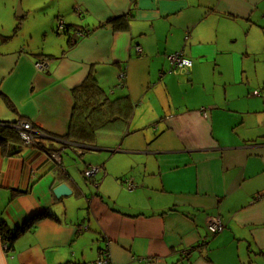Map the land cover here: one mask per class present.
I'll use <instances>...</instances> for the list:
<instances>
[{
    "label": "crops",
    "instance_id": "1",
    "mask_svg": "<svg viewBox=\"0 0 264 264\" xmlns=\"http://www.w3.org/2000/svg\"><path fill=\"white\" fill-rule=\"evenodd\" d=\"M59 1L0 11V264H264V0Z\"/></svg>",
    "mask_w": 264,
    "mask_h": 264
},
{
    "label": "built area",
    "instance_id": "2",
    "mask_svg": "<svg viewBox=\"0 0 264 264\" xmlns=\"http://www.w3.org/2000/svg\"><path fill=\"white\" fill-rule=\"evenodd\" d=\"M65 23L63 19H60L58 21V30L60 32H64L65 30ZM138 52L140 53L141 50L139 48ZM169 63L171 64L169 73L174 74V75H187L192 69V61L184 56L182 52L175 53L173 55H170L168 57ZM35 68L36 70L40 72H45L48 71L49 69V62L47 60H39L37 63H35ZM125 83L122 81L118 87H124ZM258 94V93H257ZM204 111V110H203ZM206 111V110H205ZM204 111V112H205ZM13 127L17 129L19 132L20 138L27 144L32 147H38L36 144V138L38 137L39 133L35 129L34 125L30 122L26 121H20L17 124H14ZM52 158L54 159L55 163H59L60 161V155L52 154ZM99 172L98 168L95 167H90L86 172V178L90 179L94 177L97 173ZM128 186L130 189H133L134 185L132 183L128 182ZM209 232L212 235H217L221 233L225 229V225L220 219H215L209 223L208 226ZM8 245H5V249H8ZM103 256L101 259L98 261L99 264H110V258L109 255L104 252L102 254Z\"/></svg>",
    "mask_w": 264,
    "mask_h": 264
},
{
    "label": "rangeland",
    "instance_id": "3",
    "mask_svg": "<svg viewBox=\"0 0 264 264\" xmlns=\"http://www.w3.org/2000/svg\"><path fill=\"white\" fill-rule=\"evenodd\" d=\"M11 0H0V11L2 9V12L5 11L4 10V6L5 4H7V2H10ZM22 3V9L24 11V13H26V5L27 3L29 2V0H14V3H15V12H17V7H18V4ZM60 1L59 0H50V2L46 5V6H43L44 5V0H31V3H33L34 5V11H33V17H30V18H33L32 20L33 21H36L38 19V21L36 22H32L31 23V30L33 31V34H35V40H34V44L37 45V47H42V45H46V42H45V38H44V33L42 32V26H43V23H41L39 21V18L43 19L47 16V14H50L52 13L53 15H55L56 12H53V4L57 5ZM52 11V12H51ZM4 13V12H3ZM26 17V16H25ZM24 24V22H23ZM28 26V24H27ZM20 27V26H19ZM39 29H40V35H39ZM27 30V27L25 28V30H22L21 32L22 33H25ZM54 30H57V32L61 33V35L59 34H56L57 36H62V37H66L65 34H63L62 32H60L58 30V25H55L54 24ZM33 44V45H34ZM257 93V92H256ZM211 239V238H210Z\"/></svg>",
    "mask_w": 264,
    "mask_h": 264
},
{
    "label": "trees",
    "instance_id": "4",
    "mask_svg": "<svg viewBox=\"0 0 264 264\" xmlns=\"http://www.w3.org/2000/svg\"><path fill=\"white\" fill-rule=\"evenodd\" d=\"M111 23H113L114 25H116V27L119 29H125L127 27V19L125 17H121V18H118V19H115V20H112L110 21ZM67 26L65 27V30H64V34H69L68 31H67ZM90 32L88 30H86L85 28H78L76 29V37L75 39H72V37L69 38V41L73 42V40H78V38H83L85 36H87ZM18 123V122H17ZM16 123V124H17ZM36 129V128H35ZM11 134H15L17 135L19 138V132L17 131V129H15L14 127H5V126H0V142L1 141H4L5 140V135H10ZM52 155V154H50ZM19 231L21 230H18L17 233H11L10 231L7 230L6 226L3 227L2 229V232H3V236L4 238H7L10 240V243H12L18 236V234L20 233ZM8 247H9V244H8Z\"/></svg>",
    "mask_w": 264,
    "mask_h": 264
},
{
    "label": "water",
    "instance_id": "5",
    "mask_svg": "<svg viewBox=\"0 0 264 264\" xmlns=\"http://www.w3.org/2000/svg\"><path fill=\"white\" fill-rule=\"evenodd\" d=\"M17 17L18 18L25 17V13L22 9L20 2H19L18 7H17ZM0 125L5 126V127H11L12 126L9 123H0ZM60 142H62V140H60ZM79 189H81V187H79ZM53 193L57 199H61L63 197L71 196L73 194V191L71 190V188L67 184H61L60 186H58L57 188L54 189Z\"/></svg>",
    "mask_w": 264,
    "mask_h": 264
}]
</instances>
